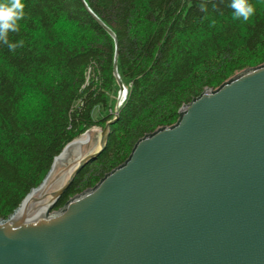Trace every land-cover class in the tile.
<instances>
[{
    "label": "trees",
    "instance_id": "obj_1",
    "mask_svg": "<svg viewBox=\"0 0 264 264\" xmlns=\"http://www.w3.org/2000/svg\"><path fill=\"white\" fill-rule=\"evenodd\" d=\"M24 0L25 16L0 45V221L86 131L110 127L106 149L76 176L56 210L97 186L148 135L179 119L182 106L238 73L264 65V0L233 20L230 0ZM207 3V11L198 5ZM97 115V117H95Z\"/></svg>",
    "mask_w": 264,
    "mask_h": 264
},
{
    "label": "water",
    "instance_id": "obj_2",
    "mask_svg": "<svg viewBox=\"0 0 264 264\" xmlns=\"http://www.w3.org/2000/svg\"><path fill=\"white\" fill-rule=\"evenodd\" d=\"M120 91L127 89L117 69ZM109 121L0 221V264H264V65L206 89L176 124L141 139L125 164L56 210L107 147ZM83 134V135H84ZM65 174H68L65 178Z\"/></svg>",
    "mask_w": 264,
    "mask_h": 264
},
{
    "label": "clouds",
    "instance_id": "obj_3",
    "mask_svg": "<svg viewBox=\"0 0 264 264\" xmlns=\"http://www.w3.org/2000/svg\"><path fill=\"white\" fill-rule=\"evenodd\" d=\"M228 7L232 10L233 20L247 21L255 12L249 0H230ZM198 8L200 12H206L207 3H200ZM24 10V0H0V45L6 46L9 52L23 46V40L10 42L8 34L18 31L19 21L25 16Z\"/></svg>",
    "mask_w": 264,
    "mask_h": 264
},
{
    "label": "bare ground",
    "instance_id": "obj_4",
    "mask_svg": "<svg viewBox=\"0 0 264 264\" xmlns=\"http://www.w3.org/2000/svg\"><path fill=\"white\" fill-rule=\"evenodd\" d=\"M91 141V135L90 134H84L80 138L76 139L63 153L60 157L57 158L55 165L53 167V170L49 176V178L46 181L45 186L42 188V191H45L48 188L49 181H51L53 178H55V174L58 171V168L61 166L68 164L73 161H78L82 154L83 149L88 143ZM68 174H65L64 178Z\"/></svg>",
    "mask_w": 264,
    "mask_h": 264
},
{
    "label": "rangeland",
    "instance_id": "obj_5",
    "mask_svg": "<svg viewBox=\"0 0 264 264\" xmlns=\"http://www.w3.org/2000/svg\"><path fill=\"white\" fill-rule=\"evenodd\" d=\"M118 98V97H117ZM97 117V115L95 116ZM90 131H94L95 134H96V140L100 137V132L102 131V128H99V127H94L92 129H90ZM83 136V135H82Z\"/></svg>",
    "mask_w": 264,
    "mask_h": 264
}]
</instances>
